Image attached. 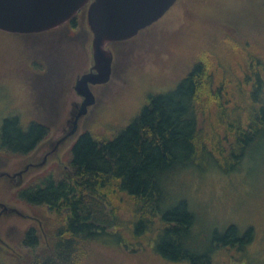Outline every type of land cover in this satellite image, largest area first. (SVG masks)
Returning a JSON list of instances; mask_svg holds the SVG:
<instances>
[{"label": "trees", "instance_id": "1", "mask_svg": "<svg viewBox=\"0 0 264 264\" xmlns=\"http://www.w3.org/2000/svg\"><path fill=\"white\" fill-rule=\"evenodd\" d=\"M78 16L59 28L77 29ZM250 40L217 46L223 60L217 51H200L173 89L149 92L116 135L85 130L69 149L66 169L14 190L11 199L47 215L52 229L43 244L46 226L36 220L20 238L29 255L7 261L0 252V264H98V249L108 246L151 252L154 264H248L252 229L241 234L231 224L208 235L188 200H174L169 182L207 165L238 172L249 150L264 141V56L248 50ZM237 49L247 63L241 76L232 62ZM112 50L116 58L119 50ZM37 120H1V158L27 156L47 139L50 128Z\"/></svg>", "mask_w": 264, "mask_h": 264}, {"label": "rangeland", "instance_id": "2", "mask_svg": "<svg viewBox=\"0 0 264 264\" xmlns=\"http://www.w3.org/2000/svg\"><path fill=\"white\" fill-rule=\"evenodd\" d=\"M220 12L224 16L218 17ZM77 21L75 30H70V24L36 34L0 30V125L6 116L20 115L25 124L39 118L50 128L47 139L27 156L0 157V171L14 173L30 162L38 163L68 127L72 103L81 100L74 90L77 76L93 65V34L86 9ZM249 38L247 46L252 44V48L248 50H260L264 56V0H178L146 31L123 45H113L119 51L114 55L111 79L97 86L96 104L82 118L74 138L45 166L30 168L21 178H0V201L21 213L0 215V252L7 261L29 255L20 238L36 220L46 226L43 244L52 229L47 215L11 199L14 190L33 178L66 169L69 149L85 130L105 137L116 135L142 108L149 92L173 89L200 51H217L223 60L226 55L218 47L226 50L237 40ZM106 47L111 48L109 43ZM235 53L232 62L241 76L240 66L247 68L245 52L237 49ZM242 166L232 174L210 165L190 168L173 176L169 186L178 194L175 201L188 200L208 235L215 229L223 232L231 224L241 234L251 228L248 264H264V141L249 150ZM150 254L108 246L98 249L95 257L98 264H154Z\"/></svg>", "mask_w": 264, "mask_h": 264}, {"label": "water", "instance_id": "3", "mask_svg": "<svg viewBox=\"0 0 264 264\" xmlns=\"http://www.w3.org/2000/svg\"><path fill=\"white\" fill-rule=\"evenodd\" d=\"M90 0H0V30L30 34L56 28L72 19ZM177 0H92L88 7V24L93 34V65L78 76L74 89L81 98L72 103L68 127L56 139L38 163L30 162L18 172L0 171V178H21L30 168L46 165L61 146L78 133L80 122L96 104V86L109 82L114 54L106 45L124 41L159 21ZM0 215L21 214L0 201Z\"/></svg>", "mask_w": 264, "mask_h": 264}, {"label": "flooded vegetation", "instance_id": "4", "mask_svg": "<svg viewBox=\"0 0 264 264\" xmlns=\"http://www.w3.org/2000/svg\"><path fill=\"white\" fill-rule=\"evenodd\" d=\"M92 0H90L81 10H80V12H79V14L80 13H82L83 12V10L86 8V18H87V12H88V7H89V4H90V2H91ZM87 23H88V20H87ZM91 67H92V65L90 66V68L88 69V70H86L85 72H83L82 74H84V73H86V72H89L90 70H91ZM81 74V75H82ZM78 76H80V75H78ZM77 76V77H78Z\"/></svg>", "mask_w": 264, "mask_h": 264}]
</instances>
